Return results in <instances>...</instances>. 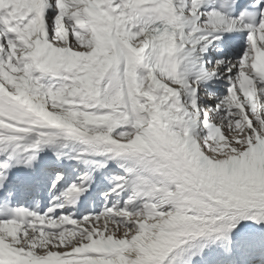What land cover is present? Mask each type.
<instances>
[{
  "label": "snow or ice",
  "instance_id": "snow-or-ice-1",
  "mask_svg": "<svg viewBox=\"0 0 264 264\" xmlns=\"http://www.w3.org/2000/svg\"><path fill=\"white\" fill-rule=\"evenodd\" d=\"M264 264V0H0V264Z\"/></svg>",
  "mask_w": 264,
  "mask_h": 264
},
{
  "label": "rangeland",
  "instance_id": "rangeland-1",
  "mask_svg": "<svg viewBox=\"0 0 264 264\" xmlns=\"http://www.w3.org/2000/svg\"><path fill=\"white\" fill-rule=\"evenodd\" d=\"M238 262L236 264H261V257L259 255L251 256L244 252H237ZM196 264V262H194Z\"/></svg>",
  "mask_w": 264,
  "mask_h": 264
},
{
  "label": "bare ground",
  "instance_id": "bare-ground-1",
  "mask_svg": "<svg viewBox=\"0 0 264 264\" xmlns=\"http://www.w3.org/2000/svg\"><path fill=\"white\" fill-rule=\"evenodd\" d=\"M235 260H236V263L238 262V258H237V256H235Z\"/></svg>",
  "mask_w": 264,
  "mask_h": 264
}]
</instances>
